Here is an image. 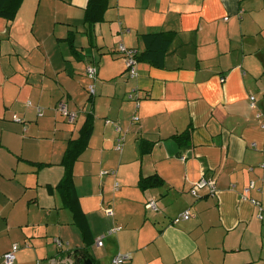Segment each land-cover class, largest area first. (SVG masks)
Here are the masks:
<instances>
[{
  "label": "crops",
  "instance_id": "1",
  "mask_svg": "<svg viewBox=\"0 0 264 264\" xmlns=\"http://www.w3.org/2000/svg\"><path fill=\"white\" fill-rule=\"evenodd\" d=\"M103 2L94 24L89 0L0 18V264L14 244L15 264H264V0ZM120 45L143 56L134 76ZM201 178L215 196L191 194Z\"/></svg>",
  "mask_w": 264,
  "mask_h": 264
},
{
  "label": "built area",
  "instance_id": "2",
  "mask_svg": "<svg viewBox=\"0 0 264 264\" xmlns=\"http://www.w3.org/2000/svg\"><path fill=\"white\" fill-rule=\"evenodd\" d=\"M119 49L122 50V52H124V55H126L125 56L126 67L128 68V70H131V74L134 76L136 73V68H135V60H134L133 56L131 55V51L127 50L123 45H120ZM87 73H88V76L90 79H94V77H96V70L92 66H89L87 68ZM89 92H90V94L94 93L93 86H91L89 88ZM254 100H255V97L252 96L251 101L253 102ZM59 111H61L65 115L67 114L70 122H74L76 120L77 114L73 111L68 110L67 104L65 102H63L59 105ZM14 120L18 123H23V120L18 118L17 116L14 117ZM120 143L121 142H119V144H118V149H121ZM111 174L113 175V174H115V172H111ZM118 186L119 185L117 184L116 188H118ZM205 188H208L209 195L215 196L216 187H215L214 181L213 180H206L205 178H201L198 182H196L192 186L191 194H193L194 196H199V194H200L199 192ZM146 208L151 212H159L160 211V207H159V205L155 199L149 200L146 204ZM107 214L109 216H113L114 215L113 209L112 208L108 209ZM190 216H191L190 213L187 211V212L181 214L179 217H177L174 220V223H178L182 220H188L190 218ZM119 229L120 228H118V227L112 228L106 233V235L115 234V233H117V231H119ZM104 238H105L104 236H101L97 240L96 244L99 247L103 246V239ZM56 242L60 248L63 247L64 245H66V243H64L62 240H59V239L56 240ZM18 249H19V246L16 244L13 246L12 251L6 253V255H5L6 264H15L16 252L18 251ZM130 259H131V254H117L113 258L112 264H127L130 261ZM51 264H65V262L61 261L60 258H55L51 261Z\"/></svg>",
  "mask_w": 264,
  "mask_h": 264
},
{
  "label": "trees",
  "instance_id": "3",
  "mask_svg": "<svg viewBox=\"0 0 264 264\" xmlns=\"http://www.w3.org/2000/svg\"><path fill=\"white\" fill-rule=\"evenodd\" d=\"M103 7H104L103 0H89V3L87 5L86 11H85L86 12V16H85L86 22L89 23V24H94V23L99 22L101 20V18H102V12L104 10ZM17 12H18L17 0H0V18H4V19H6L8 21H13L16 18ZM129 51H131V55L134 57V59H135V56L137 57L138 61L143 59V56L139 57V55L135 54V52H133L132 50H129ZM124 56H126V55H124ZM95 78L96 77H94V79ZM92 86L94 88V85H92ZM93 94L95 95V88H94V93ZM93 94H90V95L93 96ZM92 132H93V123L92 122H88L84 135H82V138L80 139V142L78 144H76L75 146L76 147H81L86 142H88L89 138L92 135ZM72 151L73 150H69L67 152V154H66V156L64 158V162L65 163L67 161H69V159H70V157L72 155ZM161 182H162V180L159 177L152 176V177H149L147 179H144L141 182V186L143 188H145V187H157V186H159V184H161ZM59 187L62 188V189H68L67 191L69 192L71 197L75 196V194H74V181H73V178H72L71 174H68V175L65 176V180H63L62 184ZM14 245H16V244H14ZM17 245L19 246V249H18V251H19L20 250V245L19 244H17ZM13 246L11 247V249L8 252L12 251ZM17 252H16V254H17ZM5 255H4V258H5ZM58 258H61V257H58ZM112 261H113V259H112Z\"/></svg>",
  "mask_w": 264,
  "mask_h": 264
},
{
  "label": "water",
  "instance_id": "4",
  "mask_svg": "<svg viewBox=\"0 0 264 264\" xmlns=\"http://www.w3.org/2000/svg\"><path fill=\"white\" fill-rule=\"evenodd\" d=\"M65 264H94L91 258H88L85 253L69 252L66 256L60 258Z\"/></svg>",
  "mask_w": 264,
  "mask_h": 264
},
{
  "label": "rangeland",
  "instance_id": "5",
  "mask_svg": "<svg viewBox=\"0 0 264 264\" xmlns=\"http://www.w3.org/2000/svg\"><path fill=\"white\" fill-rule=\"evenodd\" d=\"M118 52H119V54H121V55L124 54V52H122V50H120V49H118ZM123 135H125V132L123 133ZM116 149H118V148L116 147Z\"/></svg>",
  "mask_w": 264,
  "mask_h": 264
}]
</instances>
